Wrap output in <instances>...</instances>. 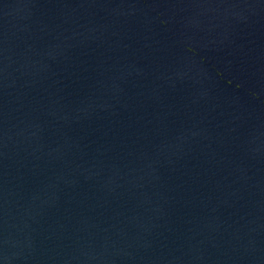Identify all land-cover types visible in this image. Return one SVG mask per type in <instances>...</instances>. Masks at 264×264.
<instances>
[{
  "label": "water",
  "instance_id": "water-1",
  "mask_svg": "<svg viewBox=\"0 0 264 264\" xmlns=\"http://www.w3.org/2000/svg\"><path fill=\"white\" fill-rule=\"evenodd\" d=\"M0 264H264V0H0Z\"/></svg>",
  "mask_w": 264,
  "mask_h": 264
}]
</instances>
